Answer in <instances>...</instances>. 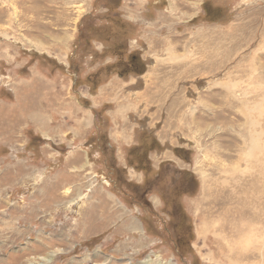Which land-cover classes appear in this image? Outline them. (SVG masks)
<instances>
[{"label":"rangeland","instance_id":"1","mask_svg":"<svg viewBox=\"0 0 264 264\" xmlns=\"http://www.w3.org/2000/svg\"><path fill=\"white\" fill-rule=\"evenodd\" d=\"M253 129L264 0H0V264H264Z\"/></svg>","mask_w":264,"mask_h":264},{"label":"bare ground","instance_id":"2","mask_svg":"<svg viewBox=\"0 0 264 264\" xmlns=\"http://www.w3.org/2000/svg\"><path fill=\"white\" fill-rule=\"evenodd\" d=\"M250 125L253 127V126L256 125V122L255 121L254 122L250 121ZM245 137H246V143H247V152L245 154V164H244L245 167H246V170H247L246 173H250L252 171L253 173L257 172L256 176L263 175L264 174V172H263V167H264V130L263 129H260V130H258V129L254 130L253 129V130L249 131L246 134ZM262 182H263V178H258L257 177V178H255V180H252L251 182L249 181L246 187H248L251 190L250 192H253V191H256V190L260 189V185H261ZM246 192H247V190H246ZM247 202H250L249 204H253V203L261 204L262 201L259 199V196H257L256 198L255 197L254 198H250V196L246 195L245 199L242 200V204L245 203V206H246ZM253 207H254V205H253ZM250 210H251V208H250ZM247 218H248V216H247ZM249 218H251V217H249Z\"/></svg>","mask_w":264,"mask_h":264},{"label":"trees","instance_id":"3","mask_svg":"<svg viewBox=\"0 0 264 264\" xmlns=\"http://www.w3.org/2000/svg\"><path fill=\"white\" fill-rule=\"evenodd\" d=\"M117 16L119 17V15L117 14ZM116 16V17H117ZM118 51V50H117ZM133 57L131 56V58L129 59V64H127V67H129V69L131 70V71H133L134 73V75H138V74H140L141 72H143L144 70L143 69H140L139 68V65L138 64H135L134 63V61H133V59H132ZM130 66H131V68H130ZM137 70H139V71H137ZM132 73V72H131ZM152 142L153 141H151L150 142V144H152ZM155 145V144H154ZM153 146V145H152ZM143 150V148L141 147H138V148H133V149H130V150H128V151H130V153L131 154H128L129 156H133V155H135L134 157H136V159H137V162H138V164H139V166L141 167V169H142V166H143V155H140L139 153L141 152ZM134 157H132V158H134ZM138 164H136V166L138 165ZM109 166H110V169H112L113 168V164L112 163H110L109 162ZM135 166V170H138V167H136ZM117 170V169H116ZM176 241H174L173 242V245L174 246H177V245H179V242H180V237L179 236H177L176 238ZM173 246V247H174ZM177 249V248H176Z\"/></svg>","mask_w":264,"mask_h":264},{"label":"crops","instance_id":"4","mask_svg":"<svg viewBox=\"0 0 264 264\" xmlns=\"http://www.w3.org/2000/svg\"><path fill=\"white\" fill-rule=\"evenodd\" d=\"M174 251L176 252L177 251V249L176 248H174ZM94 258V257H93ZM177 258H178V261H180V263H182L183 262V257L181 256V255H177ZM92 259V258H91ZM91 259H89V261L88 262H91ZM131 260H133L132 259V257L130 258V260H126L127 261V263H129V261L131 262Z\"/></svg>","mask_w":264,"mask_h":264},{"label":"flooded vegetation","instance_id":"5","mask_svg":"<svg viewBox=\"0 0 264 264\" xmlns=\"http://www.w3.org/2000/svg\"><path fill=\"white\" fill-rule=\"evenodd\" d=\"M174 246V245H173ZM178 246V245H177ZM177 246H174V248H177L178 249V247Z\"/></svg>","mask_w":264,"mask_h":264}]
</instances>
